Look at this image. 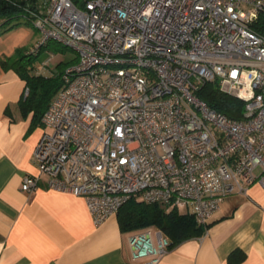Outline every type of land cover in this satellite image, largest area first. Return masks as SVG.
Instances as JSON below:
<instances>
[{
  "label": "built area",
  "instance_id": "1",
  "mask_svg": "<svg viewBox=\"0 0 264 264\" xmlns=\"http://www.w3.org/2000/svg\"><path fill=\"white\" fill-rule=\"evenodd\" d=\"M3 1L40 33L28 52L53 40L77 54L41 116L38 174L22 190L45 174L85 199L95 225L137 197L206 226L225 197L264 185V34L251 25L264 0ZM207 81L244 101L240 119L198 97ZM128 243L144 264L169 248L156 227Z\"/></svg>",
  "mask_w": 264,
  "mask_h": 264
},
{
  "label": "crops",
  "instance_id": "2",
  "mask_svg": "<svg viewBox=\"0 0 264 264\" xmlns=\"http://www.w3.org/2000/svg\"><path fill=\"white\" fill-rule=\"evenodd\" d=\"M7 26L0 27V264H144L132 259L130 232L120 229L116 214L95 225L85 199L48 187L45 174L33 191L21 189L24 176L38 174L33 151L44 127L18 106L26 81L13 63L27 52L31 32ZM208 223L157 264H264V185L225 197ZM232 252L236 262L228 259Z\"/></svg>",
  "mask_w": 264,
  "mask_h": 264
},
{
  "label": "trees",
  "instance_id": "3",
  "mask_svg": "<svg viewBox=\"0 0 264 264\" xmlns=\"http://www.w3.org/2000/svg\"><path fill=\"white\" fill-rule=\"evenodd\" d=\"M20 15V8L0 0L1 27L11 17H19ZM251 25L254 31L264 34V13H259L257 19ZM57 44L60 47H66ZM37 53L27 51L24 56H36ZM24 56H19L13 63L16 71L26 81V88L28 89L27 94L19 100L18 106L22 116H26L28 112L33 111V120L37 122L41 119L50 99L61 85L63 70L67 65L75 62L76 58L68 61H58L50 73L44 74L35 71V65L31 58L21 59ZM197 95L206 101L211 108L229 118L240 119L243 116L244 101L220 90L217 81L204 82L198 89ZM116 216L119 227L123 232H134L148 227L158 228L168 237L169 247H174L190 237L201 235L211 224L207 223L206 226H202L197 223L191 213L182 212L177 207L159 202H145L137 197L127 200L119 208ZM234 253L232 252L228 257L230 262L237 261L238 257H232Z\"/></svg>",
  "mask_w": 264,
  "mask_h": 264
},
{
  "label": "rangeland",
  "instance_id": "4",
  "mask_svg": "<svg viewBox=\"0 0 264 264\" xmlns=\"http://www.w3.org/2000/svg\"><path fill=\"white\" fill-rule=\"evenodd\" d=\"M244 8H247V6H243ZM25 27L31 32V37L27 38L26 46L28 47L26 50L29 51L33 46L36 45V42L40 38V33L38 30L30 23L25 21L21 16L17 17H11L6 24L3 25L7 26L8 28L14 27V25H18ZM7 28V29H8ZM31 46V47H30ZM25 50L22 49L20 52V56H24ZM76 52L68 47H60L55 41L49 40L46 45L41 46L36 56H24V58L21 57V59H32L33 64L35 65V68L42 69V67L46 66L50 69H54V65L58 61H68L71 59L76 58ZM27 61V60H26ZM42 72H46V70H39ZM48 73V72H46Z\"/></svg>",
  "mask_w": 264,
  "mask_h": 264
}]
</instances>
